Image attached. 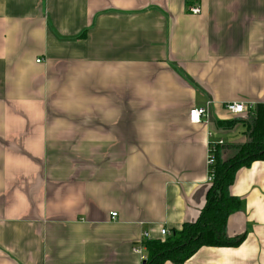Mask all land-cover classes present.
Returning a JSON list of instances; mask_svg holds the SVG:
<instances>
[{
  "label": "crops",
  "instance_id": "crops-1",
  "mask_svg": "<svg viewBox=\"0 0 264 264\" xmlns=\"http://www.w3.org/2000/svg\"><path fill=\"white\" fill-rule=\"evenodd\" d=\"M231 102L264 104V0H0V264H141L198 218L209 142L248 140ZM230 194L241 241L181 264H264V160Z\"/></svg>",
  "mask_w": 264,
  "mask_h": 264
},
{
  "label": "trees",
  "instance_id": "trees-1",
  "mask_svg": "<svg viewBox=\"0 0 264 264\" xmlns=\"http://www.w3.org/2000/svg\"><path fill=\"white\" fill-rule=\"evenodd\" d=\"M237 121L218 124L228 126ZM244 123L248 140L236 146L234 158L223 159L217 148L214 177L198 218L171 231L168 236L160 235L162 239L147 240L141 264H163L166 261L181 264L201 247L235 246L241 241L240 237L232 238L226 234L227 217L240 207L238 198L230 194V186L239 168L255 160H264V104H258Z\"/></svg>",
  "mask_w": 264,
  "mask_h": 264
},
{
  "label": "built area",
  "instance_id": "built-area-1",
  "mask_svg": "<svg viewBox=\"0 0 264 264\" xmlns=\"http://www.w3.org/2000/svg\"><path fill=\"white\" fill-rule=\"evenodd\" d=\"M187 10L189 13L194 14V15H198L201 13V8L200 6L197 5H189L187 6ZM39 61V60H38ZM225 109L230 112L231 114L234 115H250L252 113L251 107H247L245 106V104L241 103V102H231V103H227L225 105ZM188 118L189 121L193 124H199L202 122H207L209 120V113L207 112V109L204 107H196V108H192L189 110L188 113ZM223 139H219L215 142H209L208 145V150H207V156H206V165L208 168V180L212 181L213 177H214V164L216 162V151L217 148H219L222 144H223ZM116 216V213L112 212L111 213V218L114 219V217ZM160 235L162 236H168L170 235V231L167 230L165 227L160 229ZM144 237H147L148 234L144 233L143 234ZM133 252H135L136 254H138L141 258V260H143L145 258V249H144V244L143 242H138L137 244H135L132 248Z\"/></svg>",
  "mask_w": 264,
  "mask_h": 264
},
{
  "label": "rangeland",
  "instance_id": "rangeland-1",
  "mask_svg": "<svg viewBox=\"0 0 264 264\" xmlns=\"http://www.w3.org/2000/svg\"><path fill=\"white\" fill-rule=\"evenodd\" d=\"M220 130L223 131V132H221V134H222L221 136L224 138L225 141H229L231 135H238V137H242L243 136L242 129H241V124L238 125V122L234 125V127L232 129L224 130L222 128ZM236 141H239V140H236ZM242 141L244 142V140H242ZM230 151L231 152H230L229 156H226L224 159H232V158L235 157V155L237 153V149L236 148L235 149H231Z\"/></svg>",
  "mask_w": 264,
  "mask_h": 264
}]
</instances>
